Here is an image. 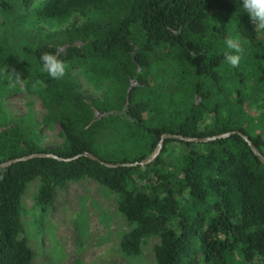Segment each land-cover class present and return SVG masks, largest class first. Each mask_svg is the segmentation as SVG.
I'll list each match as a JSON object with an SVG mask.
<instances>
[{
	"label": "trees",
	"instance_id": "obj_1",
	"mask_svg": "<svg viewBox=\"0 0 264 264\" xmlns=\"http://www.w3.org/2000/svg\"><path fill=\"white\" fill-rule=\"evenodd\" d=\"M73 14L84 17L80 25L39 26ZM0 16V91L20 84L41 102L42 123L63 136L60 146L39 147V124L0 102V164L53 155L0 166V264L31 262L19 236V200L35 178L41 212L67 181L89 178L114 193L128 226L118 240L126 257L155 238L154 264H264V165L241 136L264 157V132L244 117L236 86L252 79L264 128V32L254 30L242 0H0ZM230 31L247 42L241 60L251 62V77L225 62L219 43ZM45 52L65 63L63 78L42 70ZM74 67L107 82L99 99L78 92ZM230 80L232 96L224 95ZM163 133L229 134L164 138L146 164L104 165L140 161ZM169 143L184 148L168 158Z\"/></svg>",
	"mask_w": 264,
	"mask_h": 264
},
{
	"label": "rangeland",
	"instance_id": "obj_2",
	"mask_svg": "<svg viewBox=\"0 0 264 264\" xmlns=\"http://www.w3.org/2000/svg\"><path fill=\"white\" fill-rule=\"evenodd\" d=\"M83 20V16L73 14L62 23L48 21L39 26L52 32L68 28L72 24L80 25ZM229 37L240 42L244 54L247 42L235 32H228L220 40L219 46L231 51L225 44V39ZM247 61L241 60L237 69L251 77L252 65ZM72 72L78 92L88 98L99 99L108 87L106 81H98L79 67H74ZM232 84L235 85L232 80L225 82L228 89L224 91V95L232 96V93H228ZM253 85L251 78L245 79L243 86L236 84L244 90L245 101L241 106L244 117L250 122L254 132L261 133L264 128L259 127L261 119L258 115L262 101ZM1 92H5L0 102L7 113L13 116L29 113L39 124V147L51 148L62 144L63 136L59 127L42 123L45 111L35 95L25 94L21 91L20 84H8ZM168 148L170 150L167 156L171 158L184 146L169 143ZM37 186V178L29 181L19 200V236L32 252L30 264H154L152 247L156 242L155 238L146 239L136 257H126L119 251L118 240L128 226L116 209L115 194L107 188L89 178L67 181L62 188L54 190L49 209L41 212L35 205Z\"/></svg>",
	"mask_w": 264,
	"mask_h": 264
},
{
	"label": "clouds",
	"instance_id": "obj_3",
	"mask_svg": "<svg viewBox=\"0 0 264 264\" xmlns=\"http://www.w3.org/2000/svg\"><path fill=\"white\" fill-rule=\"evenodd\" d=\"M242 7L248 14L254 30L264 32V0H242ZM225 44L227 49L231 50L224 53L225 62L233 68H238L243 53L240 42L229 37L225 39ZM59 51L60 49L58 48L57 52L59 53ZM40 59L42 61V70L49 77L59 80L65 76L66 65L58 58L57 54L45 52L41 54ZM16 79L19 82L21 76L16 74Z\"/></svg>",
	"mask_w": 264,
	"mask_h": 264
},
{
	"label": "water",
	"instance_id": "obj_4",
	"mask_svg": "<svg viewBox=\"0 0 264 264\" xmlns=\"http://www.w3.org/2000/svg\"><path fill=\"white\" fill-rule=\"evenodd\" d=\"M228 134L229 133H220V134L210 136V137L194 138V137L181 136V135L172 134V133H163L160 135L158 143L155 145V147L152 149V151L149 153V155L147 157L141 159L140 161L134 162V163H115V164L104 163V165L112 167V166H130V165H135V164H140V165L146 164V163L152 161L157 156L164 138L177 139V140H182L185 142H205L208 140L223 138V137L227 136ZM241 136L246 141V143L249 146L252 153L258 158V160L262 163V165H264V157L255 149V147L250 143V141L247 140V138L245 136H243V135H241ZM82 155L85 157H88L90 159H93V160H98L94 155H92L89 152H83ZM77 156H79V155H77ZM32 157H53V155L47 154V153L29 154V155H26L23 157L11 159L9 161L1 163L0 166H5L8 164H11L12 162H16L19 160H26V159H29Z\"/></svg>",
	"mask_w": 264,
	"mask_h": 264
}]
</instances>
